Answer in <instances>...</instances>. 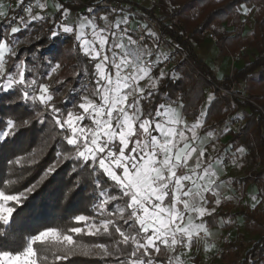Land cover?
<instances>
[{"label":"snow or ice","instance_id":"snow-or-ice-1","mask_svg":"<svg viewBox=\"0 0 264 264\" xmlns=\"http://www.w3.org/2000/svg\"><path fill=\"white\" fill-rule=\"evenodd\" d=\"M19 4L27 15L13 16L8 32L0 33V92L15 90L21 93L20 102L43 106L42 112H36L34 117L22 123L28 125L34 119L44 124L47 122L45 113H48V119L60 129L61 138L71 146L68 152L74 154L77 161L73 174H79L76 168L89 173L94 191L99 193L96 215H77L75 221L84 227L74 226L71 232H86L89 236L112 241L111 245L96 243L70 248L57 244V250L67 254L79 250L83 255H91L94 249H98L97 254L101 257H114V264H159L157 257L163 252L172 253L168 264H183L176 255L177 248L190 250L194 240H204L206 250H210L214 245L207 244V239L213 233L205 218L212 217L216 208H209L211 197L206 194L216 197L215 205L219 206L222 184L217 183L212 157L207 155L204 147L206 138H201L197 132L203 123L201 118L208 115V110L201 111L195 117L196 122L190 123L183 117L181 109L185 106L179 97L157 105L154 112H145L141 106L142 101L151 100L160 81L168 75L162 68L158 75L152 71L168 59L167 54L148 50L147 55L154 56V59L144 61L141 59L144 53H141L131 60L132 53L124 51L122 36L118 37L113 31L107 15L100 17L105 21L103 26L97 23L95 15L77 23L66 19L68 9L58 4L57 9L62 10L65 18L58 19V28L51 31L50 38L73 35L84 55L94 63V91L89 94L85 88L73 109L65 113L54 103L53 90L45 82V78H51L61 67L59 62L50 63L49 71L42 73L40 79L35 75L26 76V61L23 59L9 65L17 52L7 42L8 35L15 38L14 34L21 30L20 25L13 22L19 19L24 27L37 20L46 22L44 15L33 12L34 7L45 8L40 0H36L35 5L31 2L25 5V0H19ZM252 11L246 0L236 8L238 14L245 16ZM89 12L93 10L89 9ZM5 15L0 12V17ZM122 22L126 24L127 18ZM120 24L121 21H117L115 29L127 36L131 44L144 40V36L133 40ZM85 29H90L92 39L85 38ZM147 35L155 34L149 30ZM144 80L147 83L142 85L140 82ZM213 100L214 96L209 95L208 103ZM17 127L14 120L8 119L6 128L0 130V140L14 135ZM212 136L213 132L208 131L207 137ZM244 151L245 148L239 146L231 152L232 162L237 163L238 156ZM60 157L61 153L57 152V158L47 168L46 175L57 170ZM20 162L18 158L16 163ZM217 162L222 164L223 160ZM34 189L35 185H32L17 195L0 191V224L8 226L13 219L16 209L8 206L9 202L20 204L22 198ZM252 199L257 201L255 196ZM49 239H62L68 245L73 244L72 235L61 238L57 229L49 227L30 235L22 251L0 250V264H45L47 257H38L35 245L44 244ZM56 258L60 259L59 256Z\"/></svg>","mask_w":264,"mask_h":264},{"label":"trees","instance_id":"trees-1","mask_svg":"<svg viewBox=\"0 0 264 264\" xmlns=\"http://www.w3.org/2000/svg\"><path fill=\"white\" fill-rule=\"evenodd\" d=\"M58 1L68 11L83 10L81 5L70 4L64 0ZM243 2L245 0H157L151 8H141L146 12L157 11L163 20H168L167 36L176 42L194 66L218 83L221 80L215 78L210 68L198 58L195 51V47L206 40L203 36L205 31L217 36L221 53L225 56L228 55L227 49L233 51L241 47L257 53L253 60L244 55L246 59L244 67L234 68L233 77L244 82L246 92L262 106V110L252 104L222 99L214 93V100L206 107L208 115L204 117L202 131L224 126L228 122L227 116L230 110L233 115L242 110L244 125L240 132H231V149L235 150L243 146L259 169L247 172L244 177L237 178L235 183L242 187L244 193L250 185H255L258 189V197L264 199V0H246L247 6L258 7L250 38L243 37L244 22L241 13L236 12V8ZM22 13V6H19L16 11L10 12L2 25L8 26L13 16L19 17ZM95 14L112 17L118 15L109 10H96ZM45 17L46 22L37 20L15 34V37L21 38L29 35V40L15 48L17 55L12 57L9 65L23 59L26 61V76L31 78L35 75L40 79L42 73L49 71L50 63L59 62L60 71L51 82H48L47 78L45 82L53 90L54 103L66 113L72 110L74 102H77L75 91L82 84L84 68L90 66L89 59L83 54L73 35L50 38L51 31L58 28V19L65 18L62 10L51 18ZM224 26L233 29L227 30L223 28ZM7 42L13 47L11 40ZM42 47L55 49L44 52ZM9 70L13 69L9 68ZM159 70L154 71L153 74L158 75ZM164 72L168 75L160 81L156 94L150 101L141 102L145 112H154L157 105L167 104L179 97L185 106L182 114L196 121L195 117L204 110L209 83L198 78L191 66L185 62ZM67 87L69 90H65ZM64 92H66L65 98L61 99ZM20 98L21 93L15 90L0 92V130L6 128L8 119L14 120L18 125L14 135L0 142V178H3L0 191L17 195L32 185H35V189L27 193L20 204L15 202L11 204L16 210L8 226L0 224V233H4L0 234V250L22 251L30 235L51 227L57 229L61 238L64 235H72L73 244L68 245L62 239L47 240L44 244L37 243L35 247L38 257H47L45 264H114V257L95 259L92 254L83 255L79 250L67 254L58 251L55 247L57 244H62L64 248L96 243L111 245L112 241L89 236L86 232L81 234L71 232L74 226L84 227L83 224H77L75 221L77 215L94 216L92 206L98 198V191H94L95 185L88 172L76 168L79 174H73L72 169L77 161L74 154L68 152L71 146H67L61 138L60 129L48 119V113H45L44 118L47 122L44 124L34 119L28 125L22 123L23 120L34 117L36 112H42L43 106L20 102ZM57 152L61 153L57 170L53 174L46 175L47 168L57 158ZM18 158L21 161L19 164L16 163ZM108 191L111 192V189L109 188ZM207 196L211 197L209 201L211 207L214 197L212 194ZM231 211V206L223 202L212 217L205 219L209 227L214 228L217 227L218 219L222 218L225 222L224 228L231 229L232 218L242 216L246 232L255 240L251 244L247 243L245 236L238 234L235 240L223 246L221 259L218 261L222 264H264V211L257 207H240L234 214ZM195 245L192 244L193 247ZM57 256L60 259H57ZM169 256L168 252L159 255L157 257L159 264H168ZM190 263L206 264L200 255L195 253L192 254Z\"/></svg>","mask_w":264,"mask_h":264},{"label":"rangeland","instance_id":"rangeland-1","mask_svg":"<svg viewBox=\"0 0 264 264\" xmlns=\"http://www.w3.org/2000/svg\"><path fill=\"white\" fill-rule=\"evenodd\" d=\"M5 1H7L9 3L8 8H13V9H11V11H15L19 6H21L19 4V0H5ZM42 1H48V0H42ZM127 1H129L131 3H134V4H137L140 7H145V8H151L157 2V0H127ZM57 2H58L57 0H52V2L48 3L49 4V5H47L48 6V10H47L48 13L49 12L50 13L54 12L53 11V8H54V6H55V9L57 8V5H58ZM2 4L3 3L0 2V10L3 7ZM250 7L253 9V11L250 14H248L247 16H245V15H243L241 13V19L244 22L243 27H242V29H243L242 30L243 37H248V38H250L252 36V30H253V25H254L255 13H256V11L258 9L257 6H250ZM33 12H34V14H37L38 13L37 7H35L33 9ZM84 12H87V13H84ZM38 14H40V13H38ZM86 14H88V15H86ZM93 15H95L96 21H97V23L100 26H103L105 24V21L104 20H101L100 17H103L106 14H101V15L95 14V10H93V12L90 13L89 12V9H83L81 12L71 13V14H69L66 17V19H68L70 21H75V22L79 23V21L82 20L83 18H85V17L91 18ZM107 16L109 18V22L113 25V29L115 28L114 25H115V23L117 21H121V24L120 25H124L125 24V23L122 22V20H121L122 18L118 17V15H116L115 17H112L110 15H107ZM3 17H0V33H7L8 32V26L2 25V23L4 24V21L2 19ZM21 25H22V27H24L23 24H21ZM29 26H30V24L27 27H29ZM223 28H227V27L224 26ZM223 28L221 30H223ZM232 29H233L232 27L229 28V30H232ZM87 30L88 29H85V33L87 32ZM65 36H68V35H65ZM14 37H15V34H14ZM85 38H86V36H85ZM8 40H11L12 46L14 48H16V47H20V46L24 45L29 40V35H26L23 38H21V37H15V38H13L12 35H8ZM108 40H109V44H111L112 37H111L110 34L108 35ZM78 44H79V42H78ZM97 47H98V45H97ZM148 50H157L156 43L154 41H152L149 44H146L145 46H143L140 49H134V48H132V44L129 42V43H126L125 44V49H124V51H127V52L132 53V55L129 56V59H131V60H135V57L137 55H140L141 53H144L141 56V59H144V58L149 57L147 55V51ZM201 50L203 52L205 50H208V54H210L209 55V59H208V64L211 67H213V68L214 67L215 68H218V65L221 63L222 57L224 59H227V57H229L230 61L233 63L232 68H242V67H244L245 60H246V59H244V55H247L250 60H253L254 56L257 54L254 50H251V49H248L247 48V50L241 55V58H240L241 60L240 59H235V61H233V58L230 56V53L236 52L238 50V48L234 49L233 51L227 49V52H228V55L227 56H225V55H223L221 53V48H220V46L218 44H214L213 47H211L210 49H208L207 46H204V47L201 48ZM43 51L44 52H48L46 50H43ZM116 51L119 53V52H121V49H116ZM82 52H83V49H82ZM83 54H84V52H83ZM107 54L110 55V53H107ZM152 57H154V56H152ZM241 61H243V62H241ZM89 64H90V66H87V67L84 68L86 71L84 70V75L82 76L83 78H81V79H82V83H83L84 80H85V78H87L86 75L87 74L89 75V78H90V81H91V86L87 90H88V92L90 94L95 89V81H94V79L92 77V72L94 71V63L89 61ZM60 69L61 68H59L56 73H53L52 76H51V78H47L48 82H51L54 79V77L60 71ZM227 69H228V67H226V70ZM223 70H225V64H224ZM140 83L143 85V84H146L147 81L144 80V81H141ZM241 85L245 89L244 82L241 81ZM65 90H69V87L65 88ZM83 90L84 89L82 87H79V88L76 89V91H75V96H77L76 101L83 94ZM63 95L65 96L66 95V92H64ZM63 95H61V99H64V98H62ZM209 95H213L214 96L215 94L213 92H211V91L208 90V95H207V98H206V101H205L204 110L206 109L205 107L208 106V97H209ZM249 98L251 100H253L257 105L261 106L251 96H249ZM74 104H75V102H74ZM233 117L235 119H237V120H241V119L243 120V112H242V110L239 111L238 114H236V116H233ZM234 122L235 121H232V120L231 121H228L227 122L228 123V127L227 128L230 129V130H233V123ZM2 141L3 140H0V142H2ZM215 150L216 149H214L213 152ZM211 152H212V150H211ZM207 155L210 156V157H212V158H214V159L216 158V155H214V153H207ZM220 156L221 157L220 158L218 157V158L219 159H222L223 160V163L222 164L219 163V165L222 166V167H225L226 166V168H227V165L230 162H232V158H231L232 155H231V153L226 154V155L225 154H222ZM235 166L236 167H232L231 168L230 174L233 175L235 173L234 175H236V176H243V177L247 174V172H249L251 170L259 169V166L256 165L252 161V159L249 156V154L247 153V150L246 149H245V151H244V153L242 155H239L238 156L237 163H235ZM243 167H245V169H243ZM215 171H216V168H215ZM226 181H227L228 184H231L230 182L232 181V179L229 177V179L226 180ZM220 182H221V180H220ZM231 194L232 193H230L228 196H224V197L229 199V201H228V199H227V201L229 202L228 204L231 207H233V211L237 212L240 209L241 206L248 207V208H255V207H257L258 209L264 211V199H261L260 197H258V195L256 193H252V194H249V195L248 194L243 195L242 188H240V190H238L236 194H234V195H231ZM98 196H99V193H98ZM253 196H255L257 198V201L258 202L257 201H254L252 199ZM98 202L99 201H98V198H97L95 204L92 206V210L94 212V216L96 215V205L98 204ZM12 203H14V202H9V205L8 206H12L11 205ZM254 203H255V207H253V204ZM241 218L242 217H240V216L239 217L238 216L237 217H234L230 221V225L232 226V228L231 229H228V230H231L232 231V239L233 240L237 238L238 234H242V235L245 236V242L251 244V242L253 240H255V238L246 233V231L244 229L243 221H242ZM49 240H56V239H49ZM200 241L201 240H194L193 243H195L196 245H195V247L192 246L191 249H193V248L199 249V246L201 244ZM190 250L185 249L183 247H179V249L177 250L176 255H179L180 256L181 260L183 261V264H191L189 258H190V256L192 254L190 253ZM219 251H220L219 244H216V246L213 248V252L206 257L207 258L206 259L207 260L206 263L207 264H222L220 261H218V259L215 258V255ZM98 252H99L98 249H94L93 250V253H92V257H94L95 259L102 258L100 255L97 254ZM169 254L172 255V253H169Z\"/></svg>","mask_w":264,"mask_h":264},{"label":"built area","instance_id":"built-area-1","mask_svg":"<svg viewBox=\"0 0 264 264\" xmlns=\"http://www.w3.org/2000/svg\"><path fill=\"white\" fill-rule=\"evenodd\" d=\"M64 1L70 4L81 5L83 9H92L95 11L109 10L111 12L117 13L122 18V20L127 18V23L124 25H120L121 29H127V35H130L133 40H137L138 37L144 36V40H139L136 44H132V48L140 49L146 44H149L152 41H154L156 43L157 50L162 51L168 56V59L164 60L162 64H160L157 68H154L152 70L153 72L160 68H162L163 71H168L175 65H180L183 62L188 63V65L191 66L192 70L194 71L195 75L198 78H201L205 80L207 83H209L210 85L209 91L215 93L218 97L225 100H236L237 102L240 103L252 104L256 106L258 109L262 110L261 106L257 105L253 100L249 98L248 93L241 85V81L233 77V70L230 73L227 80L224 79L221 80L220 83H218L214 81L211 77L206 75L198 67L194 66L188 60V57L185 54V52L180 49V47L176 44V42L172 41L167 36V28L169 26V21L163 20L159 12L157 11L146 12L141 7L135 6L134 4L122 0H64ZM29 2L35 5L34 0H25V5L28 4ZM113 9L115 11H113ZM22 10H23V6H22ZM149 30H151L155 35L148 36L147 33ZM113 31L117 33L118 37L122 36V42L124 45L126 43H129L127 36L123 35L120 32V30L114 28ZM203 36L206 39L213 42L214 44H218L219 42L217 36H215L210 31H205L203 33ZM86 38L92 39L90 35V29H88L86 32ZM54 49L55 48L47 49L45 47H42V50H46L48 52ZM245 51H246V47H241L236 52L230 53V56L233 58V61H235V59H240L241 55ZM154 58L155 57H147L142 60L146 61ZM139 62L140 61H137V63ZM114 71L115 70L113 69V72ZM86 76L87 78H85L84 82L80 86L83 89L85 88L88 89L91 86L89 75L87 74ZM62 98H65V96L63 95ZM227 119L228 121L231 120L235 121L233 123V131L240 132V130L244 125V121L242 119L241 120L235 119L233 117L232 110L229 111ZM230 241H232V231L228 230L225 233L224 237L222 238V241L218 243L220 247V251L215 255L216 259L218 260L221 259V250L223 246ZM178 249L179 247L177 248V250Z\"/></svg>","mask_w":264,"mask_h":264},{"label":"crops","instance_id":"crops-1","mask_svg":"<svg viewBox=\"0 0 264 264\" xmlns=\"http://www.w3.org/2000/svg\"><path fill=\"white\" fill-rule=\"evenodd\" d=\"M36 1V0H35ZM58 1V0H57ZM0 2H2L3 4V7L2 9L0 10V12H4L6 15L2 18L3 21L8 17V15L10 14V12H14V11H11V9L13 8H8L9 6V3L5 0H0ZM52 2V0H48V1H42L40 0V3H44L46 6L43 10L39 9L37 7V11L38 13H40V15H44V16H48V17H53L55 13H57L59 10L56 8L55 9V6L53 8V11L52 13H48L47 10H48V6L49 5L48 3ZM59 2V1H58ZM57 4H60L58 3ZM127 2V1H126ZM47 7V8H46ZM17 10V9H16ZM15 10V11H16ZM23 12V10H22ZM71 13H75V12H71V11H68V15L71 14ZM27 14L25 12H23L21 14V16H26ZM67 15V16H68ZM119 17V16H118ZM121 18V17H120ZM122 20V19H121ZM19 19H17L16 23L15 24H18L20 25V28L21 30L22 29H25V28H28V27H22L21 24H23L21 21H19ZM123 21V20H122ZM3 24V23H2ZM227 30H229V28L227 27L226 28ZM18 33V32H17ZM214 43L211 42L210 40H205L204 43L198 45L195 47V51H196V54L198 56V58L203 61L209 68L210 70L212 71V74L215 76V78L217 80H224L226 78L229 77L230 73L232 72V70L234 68H232L233 66V63L230 61L229 57H227V59H224L222 57V60H221V63L218 65V68H213L211 67L209 64H208V59H209V55L208 54V50H205L204 52L201 50L202 47L204 46H207L208 49H210L211 47H213ZM241 60V59H240ZM243 62V61H241ZM224 64H225V70H223V67H224ZM237 64V63H236ZM226 67H228V69L226 70ZM208 93V91H207ZM207 95V94H206ZM173 107H175V105H171ZM208 106H209V103H208ZM206 108V107H205ZM241 111V109L239 110ZM238 111V112H239ZM181 112H182V109H181ZM238 112H236L233 116H236V114H238ZM184 119L189 121L190 123H195L196 121H192L188 118H186L184 115H183ZM203 120V123H204V117L201 118ZM203 123H202V126L197 129V132H198V135L201 137V138H206V142L204 144V147L207 149V153H214V155H216V158H212V164H213V168L215 170L216 168V174H217V177H218V180H217V183H220L222 184V187H221V190H220V199H221V203L223 202H227L229 203V199L228 198H225L224 196H228L230 193H232L231 195H234L237 193L238 190H240V188H242L240 185H237L235 183V180L237 178H242L243 176H236V175H231L230 174V170L232 167H236L235 166V163L233 162H230L228 165H227V168L226 166L225 167H222L219 165V163L217 162L218 159L221 157L220 155L222 154H229L235 150H232L231 149V145H230V140L232 138V135H231V132H234L233 130H230L228 129V123L225 124L224 126L220 127V128H217V129H209L205 132L202 131V128H203ZM208 131H211L213 132V136L212 137H207V132ZM228 131V132H227ZM190 135V133H189ZM213 145H215V148H213ZM216 149L214 152L213 150ZM212 150V152H211ZM223 152V153H222ZM221 153V154H220ZM219 157V158H218ZM231 158L233 159V157L231 156ZM191 163V162H190ZM234 165V166H233ZM243 169H245V167H243ZM234 171V170H233ZM229 177L232 179V181L230 182L231 184H228L226 180L229 179ZM233 177V178H232ZM221 180V182H220ZM242 193L243 195H246V194H252V193H256L258 194V189L255 185H250L248 187V189L246 190V192L244 193L243 192V189H242ZM208 194H211V193H207ZM214 197V196H213ZM215 199L216 197H214V203H213V206H209V208H212V207H215L216 210L217 208H219V206H216L215 205ZM228 199V201H227ZM241 207H244V206H241ZM244 208H248V207H244ZM231 212L232 214L236 213L235 211H233V207H231ZM237 217V216H235ZM239 217V216H238ZM242 217V216H240ZM234 218V217H233ZM232 218V219H233ZM242 221H243V225H244V220L243 218H241ZM225 226V222L223 221L222 218H219L218 219V223H217V227H214V228H210L213 235L207 239V244H210V245H214L213 247L210 248V250H206V244H205V241H200V246H199V249H196V248H193L190 250V253L193 254H199L202 261L204 263L207 262V256L209 254H211L213 252V248L216 246V244L220 243L222 238L224 237L225 233L228 231V229H225L224 228ZM244 229H245V226H244ZM246 231V230H245ZM247 233V232H246ZM248 234V233H247ZM233 240V239H232ZM235 240V239H234ZM192 256V255H191ZM190 256V258H191ZM189 258V259H190ZM207 264V263H206Z\"/></svg>","mask_w":264,"mask_h":264}]
</instances>
